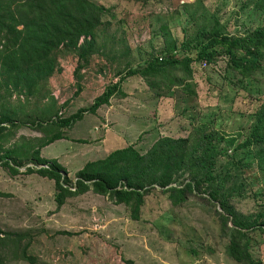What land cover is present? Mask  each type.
Listing matches in <instances>:
<instances>
[{"label": "rangeland", "instance_id": "374dc122", "mask_svg": "<svg viewBox=\"0 0 264 264\" xmlns=\"http://www.w3.org/2000/svg\"><path fill=\"white\" fill-rule=\"evenodd\" d=\"M94 1L109 9L98 30L97 52L86 64L75 53L62 52L60 70L46 84V94L31 100L25 112L37 115L53 100L59 114L69 117L92 106L110 82L124 76L127 95L113 97L96 114L86 113L65 130L64 139L40 150L44 158L57 159L76 180L75 174L88 161L129 145L146 152L161 135L195 133L204 122L208 124L205 134L219 133L223 143L222 134L245 140L254 122L253 112L264 97L240 94L223 82L218 70L195 63L197 94L191 96L185 95L182 86L169 89L162 83L152 88L145 79L126 74L143 68L164 50L196 39L199 28L234 35L264 25V11L246 8L249 0H159L160 8L139 0ZM225 65V59L217 62V68ZM173 71L184 78L179 67ZM9 99L11 104L26 102L16 94ZM47 137V129L27 125L5 146L25 145L24 150L32 152ZM237 156L252 164L244 175V198L232 202L240 214L255 215L264 206V171L250 152L240 150ZM226 163V157H221L218 165ZM32 164L24 162L25 166ZM187 176L179 177L180 181ZM0 190L9 192L0 196V227L31 235L29 254L37 264H126L128 260L136 264H227L218 208L196 197L175 206L169 194L157 187L145 197L141 218L135 220L128 206L93 191L70 197L58 207L54 181L35 173L12 175L0 166ZM250 236L253 243H262L258 231Z\"/></svg>", "mask_w": 264, "mask_h": 264}, {"label": "trees", "instance_id": "16d2710c", "mask_svg": "<svg viewBox=\"0 0 264 264\" xmlns=\"http://www.w3.org/2000/svg\"><path fill=\"white\" fill-rule=\"evenodd\" d=\"M139 1L154 8L162 5L159 0ZM244 6L264 11V0H249ZM108 11L94 0H0L1 168L12 175L35 173L54 181L58 207L70 197L93 191L109 196L115 204L128 206L135 220L141 218L145 197L157 187L169 194L175 206L188 203L191 198L202 199L218 208L225 262L264 264V206L259 213L245 216L232 202L244 198V175L252 164L237 156L240 150L250 152L258 168L264 171V101L253 112L251 131L242 142L236 136L222 134L223 143L219 133L205 134L208 124L204 122L195 133L161 135L146 152L129 145L88 161L75 174L76 180L57 159L41 155L43 147L64 139L65 130L86 113L96 114L113 97L127 95L122 86L124 76L110 82L92 106L69 117L59 114L53 100L38 110L37 115L30 116L24 109L31 100L46 94V84L60 70L62 52L75 53L80 63L89 62L97 52L98 30ZM196 32V39L182 41L173 50H164L163 55L153 57L146 66L132 69L126 75L139 76L152 88L162 83L169 89L182 86L185 95L191 96L197 94L193 77L196 63L218 70L223 82L240 94L264 97V25L244 34L217 33L215 28L209 32L199 28ZM221 58L226 60V65L217 68ZM173 67L182 69L184 78L174 74ZM15 94L24 96L26 102L11 104L9 98ZM27 125L48 131V137L35 151L24 150L25 145L5 146L6 141ZM221 157H226V164L218 165ZM25 160L33 164L25 166ZM185 174L188 176L180 181L179 177ZM8 195L9 192L0 190V196ZM255 231L263 238L262 243L252 242L250 234ZM31 242L28 233L8 232L0 227V264L9 261L37 264L36 258L29 254ZM126 264L136 263L128 260Z\"/></svg>", "mask_w": 264, "mask_h": 264}, {"label": "crops", "instance_id": "0c3cea01", "mask_svg": "<svg viewBox=\"0 0 264 264\" xmlns=\"http://www.w3.org/2000/svg\"><path fill=\"white\" fill-rule=\"evenodd\" d=\"M82 168V167H81Z\"/></svg>", "mask_w": 264, "mask_h": 264}]
</instances>
